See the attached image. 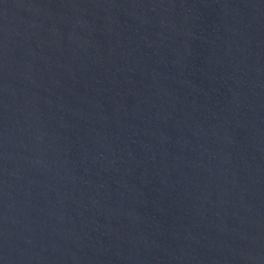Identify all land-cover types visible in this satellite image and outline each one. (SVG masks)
<instances>
[{
    "label": "water",
    "instance_id": "water-1",
    "mask_svg": "<svg viewBox=\"0 0 264 264\" xmlns=\"http://www.w3.org/2000/svg\"><path fill=\"white\" fill-rule=\"evenodd\" d=\"M0 264H264V0H0Z\"/></svg>",
    "mask_w": 264,
    "mask_h": 264
}]
</instances>
